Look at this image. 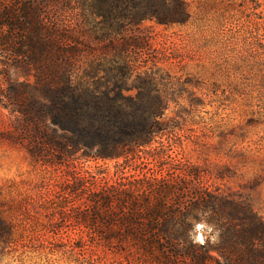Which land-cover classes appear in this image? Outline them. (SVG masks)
<instances>
[{
  "label": "trees",
  "instance_id": "trees-1",
  "mask_svg": "<svg viewBox=\"0 0 264 264\" xmlns=\"http://www.w3.org/2000/svg\"><path fill=\"white\" fill-rule=\"evenodd\" d=\"M188 16L187 0H0V105L15 114L28 153L61 164L76 152L129 157L151 143L168 102L152 94L151 70L135 65L148 42L138 27ZM132 87L136 95L123 93ZM81 185L75 178L61 189ZM87 189L76 218L114 252L159 264H264V218L235 192L196 189L193 201L178 200L182 211L166 205L179 191L160 179ZM188 215L211 225L202 241L183 225ZM2 231L7 241L6 221Z\"/></svg>",
  "mask_w": 264,
  "mask_h": 264
},
{
  "label": "rangeland",
  "instance_id": "rangeland-1",
  "mask_svg": "<svg viewBox=\"0 0 264 264\" xmlns=\"http://www.w3.org/2000/svg\"><path fill=\"white\" fill-rule=\"evenodd\" d=\"M187 4L183 23L145 20L138 27L148 42L133 53L135 65L151 70L152 94L168 104L163 128L135 154L95 159L76 152L61 164L42 163L14 130L15 114L0 105V264H159L135 250L114 252L87 231L76 218L87 186L160 179L179 191L166 205L182 211L178 200L193 201L196 189L235 192L264 218V0ZM25 72L11 69V77L33 80ZM75 178L83 185L61 189ZM3 221L12 229L7 241ZM185 222L199 241L211 230L191 215Z\"/></svg>",
  "mask_w": 264,
  "mask_h": 264
},
{
  "label": "clouds",
  "instance_id": "clouds-1",
  "mask_svg": "<svg viewBox=\"0 0 264 264\" xmlns=\"http://www.w3.org/2000/svg\"><path fill=\"white\" fill-rule=\"evenodd\" d=\"M204 227V225H197V229H200V228H203ZM210 230V229H209Z\"/></svg>",
  "mask_w": 264,
  "mask_h": 264
}]
</instances>
